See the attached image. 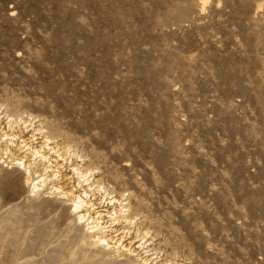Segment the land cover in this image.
<instances>
[{
  "label": "rangeland",
  "instance_id": "1",
  "mask_svg": "<svg viewBox=\"0 0 264 264\" xmlns=\"http://www.w3.org/2000/svg\"><path fill=\"white\" fill-rule=\"evenodd\" d=\"M0 114L137 213L105 250L0 163V264H264V0H0Z\"/></svg>",
  "mask_w": 264,
  "mask_h": 264
},
{
  "label": "bare ground",
  "instance_id": "2",
  "mask_svg": "<svg viewBox=\"0 0 264 264\" xmlns=\"http://www.w3.org/2000/svg\"><path fill=\"white\" fill-rule=\"evenodd\" d=\"M17 121L5 115L0 117V163L12 169L21 168L23 179L33 185L32 190L36 192H44L43 189L49 183L46 187L48 194L61 197L70 204L69 214H75L80 224H86L92 243L103 246L105 250H113L111 245L114 237H109L107 232H112L111 228L119 222L130 223L137 213L130 212L128 204H124L121 208L128 214L123 216L121 210H117L115 206L120 202L113 198L100 203L106 193L98 181L90 180L91 172L87 173L82 168L72 165L65 169L64 148L52 146L51 138L44 135L42 130L33 129L29 122L21 118ZM102 191L100 199H97L95 193L99 194ZM108 196L109 194L106 195ZM121 230L126 229H115L112 233ZM145 236L146 233L142 235L140 241L133 240V237L128 238L129 243L123 247L127 254H121L118 258L123 257L127 264H152L157 257L152 258L153 253L151 254L152 250L144 241ZM123 238H120L119 244ZM113 244L115 245L116 241Z\"/></svg>",
  "mask_w": 264,
  "mask_h": 264
}]
</instances>
